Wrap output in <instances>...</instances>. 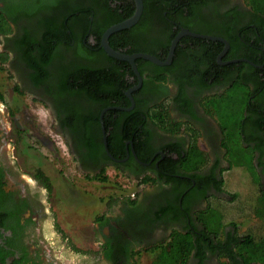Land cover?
I'll list each match as a JSON object with an SVG mask.
<instances>
[{
    "label": "flooded vegetation",
    "instance_id": "af4514ba",
    "mask_svg": "<svg viewBox=\"0 0 264 264\" xmlns=\"http://www.w3.org/2000/svg\"><path fill=\"white\" fill-rule=\"evenodd\" d=\"M25 1L0 0V15L5 16L11 30L0 33L1 43L3 51L8 53L6 64L20 86V95L30 96L48 109L53 130L84 175L98 176L110 169L114 175L138 183L136 190L119 200L117 210H108L92 222L87 237L90 244L96 245L102 262L135 264L139 249L169 246L175 234H180L191 236L198 245L186 264H217L218 253L205 246L216 243L215 235L205 227V219L211 211L220 212L223 202L228 201L231 208L239 200L236 193L230 195L223 189L224 174H232L237 168L245 171L248 180L253 182L255 201L264 196V13L255 12L245 0H142L137 22L119 31L134 29L131 33L139 52L127 53L130 46L114 49L109 42L112 35L108 42L114 50L129 55L149 54L162 63L142 57L134 59L138 79L128 61L111 57L127 63L133 75L124 74L126 100H122L123 105L105 106L114 108L103 112L102 123L100 115L104 108L94 123L92 120L87 140L95 148L90 150L81 131L64 122L67 116L60 103L72 96L66 91L64 96L58 89V69L71 67L74 61L80 62V67H91L82 64L88 60L81 55L99 54L100 50L106 54L100 45L103 33L98 46H95L98 43L95 33L106 21L115 19L114 12H107L103 2L96 4L95 0H88L93 26L87 31L78 30L79 40L76 37L70 41L69 46H74L76 52L61 47L48 58V63H41L36 49H32L39 63L37 68L47 71L41 77L44 80L40 78L36 82L34 68L17 47L25 35L36 39L42 35L40 29L36 33L33 28L31 20L35 17L23 14L27 9ZM128 1L135 10L134 1ZM67 8L62 6V15H68ZM119 13L125 17L122 10ZM62 15L55 18L58 25L63 20L64 25L67 23ZM75 27L79 29L78 25ZM183 30L187 33L178 38L167 62L172 41ZM7 115L13 117L10 112ZM101 125L106 141L108 138L107 148L108 143L111 147V150L108 148L110 156L103 146ZM15 132L14 142L20 141L21 152H28L25 137H21L25 132L20 129ZM8 136L15 134L0 128V147L5 138L11 140ZM98 146L103 148V153L98 151ZM227 151L246 156L252 170L231 164ZM18 163L14 157L13 167L9 166L0 153L2 264H54L46 254L49 249L44 246L43 231L46 233L48 226L35 213L42 208L39 198L41 191L46 190L45 176L40 169L31 174L37 190L30 191L19 179L15 181L28 171ZM146 177L150 180L142 183ZM241 204L236 207L242 210L240 213L234 210L235 218L256 208V204L252 208ZM247 216L260 222L252 212ZM222 223L224 239L232 241L246 235L237 233L236 224L228 227ZM132 251L135 256H131ZM201 251L203 258L198 255Z\"/></svg>",
    "mask_w": 264,
    "mask_h": 264
},
{
    "label": "rangeland",
    "instance_id": "374dc122",
    "mask_svg": "<svg viewBox=\"0 0 264 264\" xmlns=\"http://www.w3.org/2000/svg\"><path fill=\"white\" fill-rule=\"evenodd\" d=\"M1 42L0 38V53L3 52ZM0 91L4 97L0 101V128L10 135L15 134L11 138L8 136L11 140L4 139L0 153L7 159L9 166H12L15 157L18 164L28 170L23 177L15 178V181L19 179L25 188L30 187V191L37 190L33 187L35 184L31 174L39 169L50 180V186L41 191L39 200L42 208L35 211L48 226V231H43L44 246L49 249L46 253L48 258L54 264H104L96 253V245L88 241L92 222L95 217L108 210H117L119 200L136 190L138 183L118 177L110 169L98 174V178H95L96 174L91 177L78 170L61 138L52 128L48 109L30 96L20 95V86L6 62L0 63ZM225 102L230 107L233 106L232 102ZM9 112L12 118L8 117ZM17 129L25 132L21 137H25L28 149L26 153L21 152L23 144L20 141L14 142ZM235 158L238 160V157ZM237 170L241 171L237 168L232 174H224L223 189L230 195L232 192L236 193L239 199L237 205L231 208L228 201L220 205L221 211L225 209L224 224L228 227L236 224L239 234H256L260 223L255 217L244 215L251 211L240 214L237 218L233 216L242 211L236 209L243 206L242 202L249 208L256 204L253 182L248 180L245 171ZM247 170L251 171L252 167L249 165ZM55 239H58L57 243L52 244L51 241ZM151 258V253L141 251L136 258V264H150Z\"/></svg>",
    "mask_w": 264,
    "mask_h": 264
},
{
    "label": "trees",
    "instance_id": "16d2710c",
    "mask_svg": "<svg viewBox=\"0 0 264 264\" xmlns=\"http://www.w3.org/2000/svg\"><path fill=\"white\" fill-rule=\"evenodd\" d=\"M96 4L98 1L105 4V10L109 13L114 12L115 19L106 21L104 27L96 31V38L99 45V39L103 31L115 24L122 21L124 18L129 17L134 6L132 2L128 0H95ZM246 3L251 6L255 12L264 13V0H245ZM30 2V4H29ZM88 0H26V8L23 14H27L28 18L35 17L32 19L33 28L36 33L39 31L42 35L38 39L31 35H25L18 44V50L21 56L26 58V61L31 63V67L34 68L33 79L39 82L42 76H46L45 70L37 68L39 64L35 55L31 52L32 49H36V53L41 57L40 62L48 63V59L55 51H59V48H68L70 51L76 52V48L70 45V41H73L78 37L77 31H87L89 26L92 25L90 21V11L88 10ZM67 8V16L62 15V6ZM116 4L113 7L112 4ZM145 4V3H144ZM122 10V17L119 13ZM10 11V13H13ZM96 17V10H94ZM126 13V14H124ZM54 14V15H52ZM111 14V15H112ZM63 16L67 23L58 25L55 18ZM144 15V14H143ZM142 15V17H143ZM0 33L6 34L10 32V24L5 19V16L0 15ZM103 18H105L103 14ZM79 26V29L75 30V26ZM73 26V27H71ZM93 26V25H92ZM70 29L71 32H68ZM134 30V29H132ZM132 30H125L122 32L111 34L109 38L110 45L114 49H119L122 46H130L129 52H139V46L134 43V35L131 33ZM130 32L128 35L126 33ZM115 36H118L115 38ZM129 37V39H128ZM79 40V37L77 38ZM23 52V54H22ZM100 54V55H99ZM81 55L84 59L88 60L87 65L91 67H80L81 64L78 61H74L73 66H68L65 69H58V89L64 93V91L71 94L72 98H65L60 107H62L66 114V124L72 128L80 130L82 137L85 139V145L93 150L95 147L91 146L88 142V129L97 120L102 108L105 106H122V100H126L123 94V90L126 88V79L124 74L128 73L133 75V72L129 68L128 64L121 61H117L100 50V53ZM102 56V57H101ZM8 59V53L3 51L0 53V63L6 62ZM48 59V60H47ZM125 65V66H124ZM122 68V70H120ZM44 79L41 78V81ZM66 96V94H63ZM75 97V98H74ZM87 97L89 100L85 101ZM74 98V99H73ZM3 93L0 91V101H3ZM108 141V138H107ZM90 145V146H89ZM98 151L103 153V148L98 146ZM108 148L111 150L110 144ZM227 159L231 164H237L243 167V169H249L250 162L246 156L238 155V161L235 162L233 159L236 152L227 151ZM198 156V155H197ZM235 158V157H234ZM245 160V162H243ZM251 166V165H250ZM42 174V173H41ZM100 175V174H99ZM99 176H96V178ZM104 179V178H102ZM150 180V177H146L141 180L142 183H146ZM50 180L44 177V186L49 187ZM220 212L211 211L210 215L205 219V227L208 231H211L216 237V243H210L205 245L213 250L214 253H218L219 262L217 264H264V196L260 195L256 201V208L251 210L252 213L259 219L260 225L257 227L256 234L246 233V235L237 236L233 239H224V232L222 225L224 222L225 213L224 210ZM248 215V214H244ZM220 221V222H219ZM211 222V223H210ZM217 222V223H216ZM220 223V224H218ZM222 223V224H221ZM221 225V226H219ZM198 245L193 242L191 236L175 234L174 241L169 246L164 247H149L139 249L141 251L149 252L152 255L150 264H186L187 258L190 256L191 251L197 249ZM201 247V246H200ZM199 247V249H200ZM204 249V248H203ZM201 250V249H200ZM135 252H131V256ZM201 258L204 257L203 251L198 252ZM3 260L0 258V264ZM136 264V260H135Z\"/></svg>",
    "mask_w": 264,
    "mask_h": 264
},
{
    "label": "water",
    "instance_id": "95a60500",
    "mask_svg": "<svg viewBox=\"0 0 264 264\" xmlns=\"http://www.w3.org/2000/svg\"><path fill=\"white\" fill-rule=\"evenodd\" d=\"M134 3H135V10L133 12V14L131 16H129L128 18L120 21V22H117L115 24H112L111 26H109L102 34V37H101V47L104 49V51L106 52L107 55H109L110 57H113L115 59H119V60H125V61H128L132 68H133V71L137 74L138 76V79H140L138 73H137V69H136V66H135V63H134V59L136 58H139V57H142V58H145V59H148L150 61H153L155 63H162L160 62L156 57L152 56V55H149V54H145V53H136V54H125V53H122L120 51H117V50H114L110 45H109V42H108V38L109 36L114 33V32H117V31H120V30H123V29H126L132 25H134L137 20L139 19L140 15H141V12H142V0H133ZM187 32H185V30H183L173 41H172V44H171V47H170V52H169V56H168V59H167V62L170 61L171 59V56H172V53H173V49L178 41V38L185 34ZM191 35L193 36H198V37H201V35H198V34H192ZM212 39H220V38H212ZM222 40V39H220ZM127 95L129 97V99L131 100L132 104H133V99L132 97L130 96V93L129 91L127 92ZM114 107H106L104 108L102 111H101V115H100V121L102 123V114L105 110H109V109H113ZM117 109H124V110H128L129 108H117ZM101 128H102V137H103V146H104V149L106 151V153L110 156V153L108 151V148H107V141H106V137H105V129L103 127V125H101Z\"/></svg>",
    "mask_w": 264,
    "mask_h": 264
}]
</instances>
